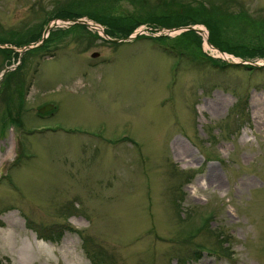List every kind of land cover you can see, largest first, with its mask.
Returning a JSON list of instances; mask_svg holds the SVG:
<instances>
[{
	"label": "rangeland",
	"instance_id": "rangeland-1",
	"mask_svg": "<svg viewBox=\"0 0 264 264\" xmlns=\"http://www.w3.org/2000/svg\"><path fill=\"white\" fill-rule=\"evenodd\" d=\"M0 43V264H264V0H0Z\"/></svg>",
	"mask_w": 264,
	"mask_h": 264
},
{
	"label": "trees",
	"instance_id": "trees-1",
	"mask_svg": "<svg viewBox=\"0 0 264 264\" xmlns=\"http://www.w3.org/2000/svg\"><path fill=\"white\" fill-rule=\"evenodd\" d=\"M81 5H84V3L83 4H78V5H76V4H74V3H69V5H68V8H66V11H64V12H61V13H59V15L61 16V18H78V17H80V15L81 14H83L79 9H80V7H81ZM169 15H171V16H177V15H174V14H169ZM93 17V16H92ZM199 21H204V19H200V18H197ZM102 22H104L105 24H106V21L104 20V19H100ZM114 21H124V22H126V25L124 26V27H120V28H122L123 29V32H124V34H129L132 30H134V28H135V25L134 26H132V27H129V22H131V19L130 18H128V17H124V18H121L120 20L119 19H116V20H114ZM109 23H112V22H109ZM118 26H120V25H118ZM74 28H77L76 30H75V34H78L79 36H83L84 34L85 35H88L89 37V39L91 40L90 42H92V40L94 39V37L95 38H97V36L96 35H93V34H91L90 33V31L88 30V28L85 26V25H83V24H74V25H71V26H69V27H67V29H66V31H68L69 29H70V31L72 30V29H74ZM213 30V29H212ZM214 30H216V28H215V26H214ZM88 33V34H87ZM189 34H194V31H189L188 32ZM216 32H214V34H215ZM128 36V35H127ZM42 37V36H41ZM126 37V36H125ZM121 38H124V37H121ZM211 39H212V41H214L218 46H221L215 39V36L213 37L212 35H211V37H210ZM41 39V38H40ZM34 41L36 40V39H33ZM39 40V39H38ZM157 40H159V39H157ZM159 41H162V40H159ZM30 42H32V41H30V40H28V43H30ZM89 42V43H90ZM0 44H2V43H0ZM14 44L15 45H18L19 43H16V42H14ZM43 44V43H42ZM40 45V46H42L43 48L45 47L44 46V44L43 45ZM14 47H16V46H14ZM39 47V46H38ZM221 47H223V46H221ZM29 50V49H28ZM25 52V56L27 55V50H25L24 51ZM23 52V53H24ZM0 53H2V55L3 54H5V53H10V55H9V59L12 57V56H14V55H17L18 53L15 51V50H13L12 48H10V47H4V48H2V47H0ZM200 57L201 58H204L203 57V53H201L200 52ZM26 58V57H25ZM218 64V65H217ZM217 64H215V66H228V64H226V63H224V64H220V63H218L217 62ZM19 67V66H18ZM247 67H250V66H247ZM17 68V67H16ZM16 68H14V69H9L7 72H6V74H9V75H11V78H12V80H13V82H14V84H15V90L16 91H18L19 93H21L22 92V87H23V84H22V80H21V75L19 74L23 69H21V70H17ZM11 80V79H10ZM7 82H8V79L6 78V82H5V84H4V89L3 90H5V89H7V88H9L8 87V84H7ZM7 91V90H6ZM210 217H208V218H206V219H204V221H203V223L201 224L202 226H204L205 224H206V222H207V220L209 219ZM61 230H63V227H62V229ZM47 232V231H46ZM52 232L53 233H56V230H52ZM62 232V231H61ZM61 232H57V233H60L61 234ZM53 233H51V234H53ZM46 233H40V235H41V237H45V238H50V239H56L57 237H59L60 235H58V236H56V235H50V234H47V235H45Z\"/></svg>",
	"mask_w": 264,
	"mask_h": 264
},
{
	"label": "water",
	"instance_id": "water-1",
	"mask_svg": "<svg viewBox=\"0 0 264 264\" xmlns=\"http://www.w3.org/2000/svg\"><path fill=\"white\" fill-rule=\"evenodd\" d=\"M70 21H71V23L70 24H74V23H80V24H86V25H92L90 22H88L86 19H84V18H78V19H70ZM55 25H54V23L53 24H48L46 27H45V29H44V35H43V37H42V39H41V42L44 40V38L47 36V34H48V32L50 31V29L52 28V27H54ZM189 29H194V30H196V31H200V29H198V28H195V27H193V26H187V27H185V30H189ZM135 36H136V34L135 35H129L127 38H124V39H116V41H128V40H132L133 38H135ZM38 44H40V43H37V44H35V45H33V44H30V45H27V46H25V47H22L21 48V50H26V49H29V48H31V47H34V46H36V45H38ZM98 55V52H93L92 54H91V56L92 57H95V56H97ZM5 71H7V69H5L4 70V72ZM3 72V73H4ZM53 108V105L52 104H46V105H44V106H42V107H40L39 109H38V111L40 112V113H43V112H46V111H49V110H51Z\"/></svg>",
	"mask_w": 264,
	"mask_h": 264
}]
</instances>
